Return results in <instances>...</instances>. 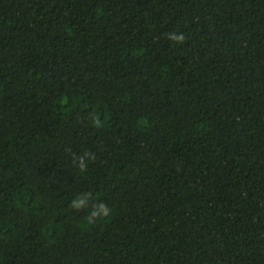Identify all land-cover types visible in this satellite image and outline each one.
Instances as JSON below:
<instances>
[{
	"label": "trees",
	"instance_id": "obj_1",
	"mask_svg": "<svg viewBox=\"0 0 264 264\" xmlns=\"http://www.w3.org/2000/svg\"><path fill=\"white\" fill-rule=\"evenodd\" d=\"M0 264H264V0H0Z\"/></svg>",
	"mask_w": 264,
	"mask_h": 264
},
{
	"label": "clouds",
	"instance_id": "obj_2",
	"mask_svg": "<svg viewBox=\"0 0 264 264\" xmlns=\"http://www.w3.org/2000/svg\"><path fill=\"white\" fill-rule=\"evenodd\" d=\"M166 38L174 45H182L186 41V37L182 32L171 31L166 33ZM88 119L92 127L95 129H103L107 121V117L101 119L100 114L93 112L89 114ZM70 151V150H69ZM95 154L89 151H84L82 154L73 155L72 163L80 173H85L88 170L89 163L95 160ZM93 196L90 192H81L71 200L70 208L75 211L87 210L86 222L90 226H95L98 223L106 221L112 215V209L103 201L92 203Z\"/></svg>",
	"mask_w": 264,
	"mask_h": 264
}]
</instances>
